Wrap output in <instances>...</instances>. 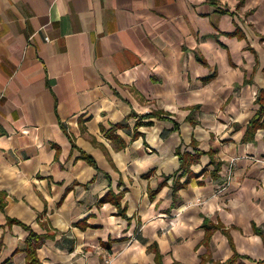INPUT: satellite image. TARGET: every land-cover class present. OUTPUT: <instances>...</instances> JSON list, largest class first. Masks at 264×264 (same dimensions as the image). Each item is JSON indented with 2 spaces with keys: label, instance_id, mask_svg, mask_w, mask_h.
Here are the masks:
<instances>
[{
  "label": "crops",
  "instance_id": "0c3cea01",
  "mask_svg": "<svg viewBox=\"0 0 264 264\" xmlns=\"http://www.w3.org/2000/svg\"><path fill=\"white\" fill-rule=\"evenodd\" d=\"M213 1L0 0V264L30 230L40 264L264 260V0Z\"/></svg>",
  "mask_w": 264,
  "mask_h": 264
},
{
  "label": "trees",
  "instance_id": "16d2710c",
  "mask_svg": "<svg viewBox=\"0 0 264 264\" xmlns=\"http://www.w3.org/2000/svg\"><path fill=\"white\" fill-rule=\"evenodd\" d=\"M211 4H215L216 2L213 0H210ZM223 13L228 12L225 10H222ZM231 13V12H230ZM237 34V30L233 33ZM198 60L205 64V62L198 57ZM213 75L208 76L206 78L210 79ZM245 82H248L246 79ZM255 103L258 105V108L255 112V114L252 116L250 121L246 125L245 133L243 136L244 141H251L254 139V135L257 131V129L264 127V92L261 91L255 98ZM152 114L148 113L145 115V117L150 116ZM161 117V116H158ZM116 126H125L123 122L118 123ZM108 137H110L114 143L116 144V148L122 149L125 146V143L116 135H114L111 132L107 133ZM176 154L178 155L179 159V175L180 176H186L188 181L192 177V172L190 171V165L198 160V154H190L188 152H180V150L177 148L175 150ZM86 161L90 162L92 165L95 166V162L90 157H85ZM212 162H215L212 160ZM178 184H176L173 188V198H176V190H177ZM154 191L150 192V194L153 195ZM114 204L117 207H120L119 199H115ZM0 206H3V204L0 203ZM123 212V211H122ZM28 228L27 226H24ZM203 227L205 228V235H204V242H207L209 240V237L211 235V232L214 229L220 228L218 224H210V223H203ZM29 229V228H28ZM46 238V235H38L34 233L33 231H29L27 237H26V262L27 264H40L39 261L36 258V249L39 248ZM147 251L153 253V260L155 264H163V255L159 251L156 243H153L147 247ZM205 258H203L204 260ZM244 259H249L248 257L239 255L234 251L232 256L228 258L227 260L220 262L216 261L215 264H245ZM250 260V259H249ZM256 264H264V260H258L254 261Z\"/></svg>",
  "mask_w": 264,
  "mask_h": 264
},
{
  "label": "built area",
  "instance_id": "2783aa9c",
  "mask_svg": "<svg viewBox=\"0 0 264 264\" xmlns=\"http://www.w3.org/2000/svg\"><path fill=\"white\" fill-rule=\"evenodd\" d=\"M112 260L110 258H106L103 260V262L101 264H111Z\"/></svg>",
  "mask_w": 264,
  "mask_h": 264
}]
</instances>
